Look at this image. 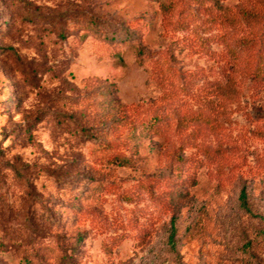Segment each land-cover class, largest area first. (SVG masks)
<instances>
[{
	"label": "rangeland",
	"instance_id": "374dc122",
	"mask_svg": "<svg viewBox=\"0 0 264 264\" xmlns=\"http://www.w3.org/2000/svg\"><path fill=\"white\" fill-rule=\"evenodd\" d=\"M262 34L264 0H0V264H264Z\"/></svg>",
	"mask_w": 264,
	"mask_h": 264
},
{
	"label": "trees",
	"instance_id": "16d2710c",
	"mask_svg": "<svg viewBox=\"0 0 264 264\" xmlns=\"http://www.w3.org/2000/svg\"><path fill=\"white\" fill-rule=\"evenodd\" d=\"M255 38L256 37L252 36L250 39L244 40L243 42H241V44L238 47L233 48L231 50V53H232V55H234L233 57L235 60V65L238 66L239 71H242V72H245V73L252 75L254 77V79H256V80H263V78H264V34H262L259 37V39H262L259 42L260 45H256L258 43V41L255 40ZM253 43H255V45H253ZM252 47H254V48L251 49ZM250 52H254L255 53L254 56L257 57L258 62H257L255 67H252L249 62H245V64L243 63V54L244 53L247 54V59H249V61L251 60ZM197 121H202L205 123L208 122L209 124H211L210 123L211 120L209 118H207L206 116H203V119L197 118ZM212 125H213V123H212ZM240 201H241V207L246 212L250 213L251 215H253L255 217H260L258 215H255L254 213H252V211L248 207L247 201H246V193L244 190L240 194ZM260 218H262V217H260ZM175 232H176V228L174 225V220H172L171 233L169 236V241H170L172 246L175 243L174 242ZM26 264H31V263L27 262Z\"/></svg>",
	"mask_w": 264,
	"mask_h": 264
}]
</instances>
